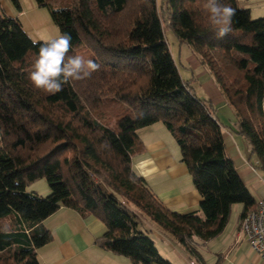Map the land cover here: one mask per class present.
Masks as SVG:
<instances>
[{"label":"trees","instance_id":"trees-1","mask_svg":"<svg viewBox=\"0 0 264 264\" xmlns=\"http://www.w3.org/2000/svg\"><path fill=\"white\" fill-rule=\"evenodd\" d=\"M34 1L71 35L69 55L100 69L56 94L36 89L29 73L39 45L18 18L0 15V264H39L37 249L52 238L42 220L60 207L102 222L99 247L133 263L172 264L133 209L193 253L194 238L216 236L233 203L242 204L240 218L256 206L209 101L179 74L155 0ZM221 2L236 9L233 31L222 39L209 27L206 0H165L162 15L206 63L236 115V132L264 160V16L251 18L236 0ZM154 122L179 147L197 209L166 207L132 171L131 156L142 148L137 130ZM38 178L48 183L46 196L25 188Z\"/></svg>","mask_w":264,"mask_h":264},{"label":"crops","instance_id":"crops-1","mask_svg":"<svg viewBox=\"0 0 264 264\" xmlns=\"http://www.w3.org/2000/svg\"><path fill=\"white\" fill-rule=\"evenodd\" d=\"M1 14L18 18L20 21L19 17L23 15V9L20 4L16 7L10 0H0ZM194 54L191 52L186 56L188 65L193 69L201 67L200 59ZM199 85L202 95L203 93L206 95L200 98L205 97L203 99L208 100L212 108L214 105L217 109L218 106L223 108L229 105L210 74ZM192 91L196 93L194 88ZM218 120L222 124L226 152L257 202L264 197V177L255 166V162H259L255 159L252 163L254 153L248 142L246 144L244 140L241 141L237 137L242 134L236 132V127L231 126L229 130L225 128V123L230 119ZM232 120L236 121V119ZM137 133L142 148L131 156L132 171L145 179L150 190L166 207L178 212L197 209L200 196L192 184L191 175L179 160V147L168 129L161 122H154L138 129ZM145 223L149 224L148 221ZM42 225L51 231L52 238L47 244L37 249L39 264H142L133 263L125 256L99 247L95 239L104 231L102 222L92 216H82L72 208L60 207L43 219ZM154 232H158L163 248L168 247L174 254L176 252L179 261L183 262L184 256L173 245L170 238L161 231ZM229 241L230 238L222 240L227 248L214 264H264L250 249L239 228ZM157 249L159 250V247Z\"/></svg>","mask_w":264,"mask_h":264},{"label":"rangeland","instance_id":"rangeland-1","mask_svg":"<svg viewBox=\"0 0 264 264\" xmlns=\"http://www.w3.org/2000/svg\"><path fill=\"white\" fill-rule=\"evenodd\" d=\"M21 8L23 9V15L19 17L20 22L24 30L32 39H37L40 41L47 40L51 37H55L60 34L58 27L53 23L49 8L47 7H39L34 0H18ZM158 9L161 12L162 16V30L170 50V53L178 67L180 72V76L186 80V83L190 86L191 89L194 88L196 90L194 93L197 97L206 96L202 95V89L200 88L199 83L203 79H205L209 74L214 78L212 73L210 72L206 63L202 62L200 59V55L196 53L192 46L186 42H180L178 38L174 35L172 29L167 25L164 16L162 15L163 9L165 7V0H155ZM11 2V0H10ZM238 7L249 9L251 18H258L264 16V0H237ZM59 4H54L53 7H58ZM80 52L85 51V47L78 49ZM191 52L195 53L201 62V67H197L195 69L190 68L188 65V61L186 56L191 54ZM194 54V55H195ZM104 55H107L104 53ZM192 65V64H191ZM206 65V66H205ZM206 72V73H205ZM215 84L218 86V89L221 91L218 83L214 78ZM214 94V93H213ZM205 98V97H202ZM207 98V97H206ZM206 100V99H205ZM218 106V105H217ZM214 113L218 119H230L225 123L226 129H231L230 127H236V121L234 122L232 119H236V115L230 105H227L223 108L218 109L216 105L213 106ZM239 139L244 140V143L247 144V139L242 135L237 136ZM177 144V143H176ZM255 159L259 162H255V166L262 177H264V160H260L256 155H252V163ZM26 190L33 191L39 196H46L49 193V186L45 178H38L32 182H29L26 185ZM135 213L139 219V228L143 230L146 234H148L154 241L155 246L159 247V254L164 258L168 259L172 264H186L189 259L195 260L198 264H214L217 260H219L220 256L226 251V245H223L222 240L230 241L234 237L235 233L239 228V219L240 212L242 210L241 203H233L230 208L228 219L222 228V230L213 238L203 241L198 238H194L193 246L195 252L188 251L182 244L178 243L174 237L162 227H160L156 222L152 221L144 212L135 210ZM145 221H148L153 227L149 224H146ZM153 229V230H152ZM161 231L165 233V236L170 238L173 245L177 248L181 255H183V262H180L177 258V253L172 252L168 247H164L158 232ZM228 234V236H227ZM227 236V237H226ZM224 237H226L224 239ZM229 241V242H230ZM164 250V251H163ZM185 260V262H184ZM187 260V261H186Z\"/></svg>","mask_w":264,"mask_h":264},{"label":"clouds","instance_id":"clouds-1","mask_svg":"<svg viewBox=\"0 0 264 264\" xmlns=\"http://www.w3.org/2000/svg\"><path fill=\"white\" fill-rule=\"evenodd\" d=\"M204 9L208 13L209 27L218 39L233 31L236 9L231 5L221 0H206ZM71 39L68 33H60L42 42L33 39V45H39V52L33 59L29 79L36 89L56 94L63 90L64 85L90 78L100 69V64L91 58L69 55Z\"/></svg>","mask_w":264,"mask_h":264},{"label":"built area","instance_id":"built-area-1","mask_svg":"<svg viewBox=\"0 0 264 264\" xmlns=\"http://www.w3.org/2000/svg\"><path fill=\"white\" fill-rule=\"evenodd\" d=\"M239 231L245 236L250 249L264 262V197L241 217ZM187 264L198 263L189 259Z\"/></svg>","mask_w":264,"mask_h":264}]
</instances>
